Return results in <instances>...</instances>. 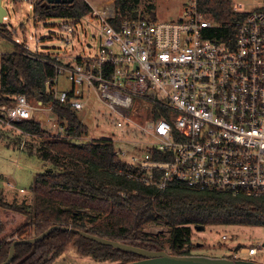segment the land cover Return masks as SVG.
Here are the masks:
<instances>
[{
	"label": "built area",
	"instance_id": "built-area-1",
	"mask_svg": "<svg viewBox=\"0 0 264 264\" xmlns=\"http://www.w3.org/2000/svg\"><path fill=\"white\" fill-rule=\"evenodd\" d=\"M38 1L14 0L34 8ZM198 5L199 0H188L181 19L161 21L122 15L113 0L90 6L88 16L59 18L63 52L45 51L41 40L17 45L53 69L46 81L53 102L109 127L113 138L107 140L132 169L130 178L160 192L182 187L264 199V0L251 10L233 0L234 13L244 16L235 41L228 43L206 36L214 23ZM94 20L98 50L68 53ZM35 104L20 94L12 104L0 105V128L30 137L20 125L33 119L45 124L49 112L58 128L55 138L79 140L67 135V123L52 104L41 99ZM252 227L264 230V224ZM230 256L264 257V236L238 244Z\"/></svg>",
	"mask_w": 264,
	"mask_h": 264
},
{
	"label": "trees",
	"instance_id": "trees-1",
	"mask_svg": "<svg viewBox=\"0 0 264 264\" xmlns=\"http://www.w3.org/2000/svg\"><path fill=\"white\" fill-rule=\"evenodd\" d=\"M142 0H116L118 12L132 13L133 18L156 19V6L146 13L137 8ZM233 0H199V10L214 25L206 36L217 42H234L237 22L244 15L234 13ZM92 9L85 0L72 4L49 5L39 0L35 14L40 19L84 17ZM1 26V25H0ZM3 29V32H6ZM54 71L29 57L18 45L12 53L0 56V105H10L15 96L26 95L29 101L50 103L54 114L67 123V135L81 138L87 127L70 107L53 102L46 94V81ZM20 127L40 137V159L50 163L36 174L32 204L7 203L0 199V264L6 261L16 240L37 237L54 226L84 231L102 238L120 241L150 251H163L169 244L173 255H192L194 228L199 226H260L264 224V199L227 192L192 191L175 187L160 192L132 178V169L115 154L107 139L80 143L53 138L43 140L47 131L33 119ZM164 223L171 229L164 239L146 231V226ZM7 225L9 229L7 230ZM94 261L127 264L141 259L111 246H104L74 231L55 230L35 244L16 248L11 264H54L70 247Z\"/></svg>",
	"mask_w": 264,
	"mask_h": 264
},
{
	"label": "rangeland",
	"instance_id": "rangeland-1",
	"mask_svg": "<svg viewBox=\"0 0 264 264\" xmlns=\"http://www.w3.org/2000/svg\"><path fill=\"white\" fill-rule=\"evenodd\" d=\"M85 1L91 7L98 8L113 0ZM187 3L188 0H142L137 11L146 13L148 6L153 4L156 6V19L161 21L178 20L183 17V10ZM234 3L242 4L244 10H251L260 4V0H234ZM4 5L7 8V14L0 26V54L12 53L15 45L24 41L33 46L37 40H41L40 47L49 53H58L65 50V46L61 42L65 33L59 28L61 23L59 18L37 20L33 6L15 3L14 0H4ZM147 17L151 16L148 15ZM3 29L7 31L3 32ZM99 37L94 20L92 23L85 25L84 31L79 32V40L76 39L75 48L68 50V53L81 56L88 52H96L99 48ZM87 44H92V47L89 48ZM61 81L63 84L65 83L63 82L64 75L61 76ZM36 101L32 100V104L36 105ZM47 114H49V120L46 121V125L41 123L43 129L47 131L44 141L53 139L58 129L52 125L55 117L49 112ZM79 116L88 127V131L75 142L87 143L94 137L96 139L113 138L111 130L104 123L101 122L98 126L90 117L86 118L84 113H80ZM41 142L40 137H24L11 128H0V199L10 204L14 202L18 204L23 202L33 203V186L36 174L52 166L50 163L44 164L38 156L41 150ZM21 190H24V192H21ZM9 228V225H7V230ZM146 231L152 235H159L164 239H168L171 233L170 227L161 222L146 226ZM225 233L237 236L230 241H222L221 236ZM263 236L264 230L259 227L219 225L208 226L204 231H197L194 228L192 245L186 249L192 255L219 258L226 252L235 251L238 244L248 246ZM169 247V244H166L165 251L169 252ZM80 256V259L69 261L67 264H115V262L99 263L91 257ZM254 260L264 264L263 256L255 257ZM54 264L65 263L54 262Z\"/></svg>",
	"mask_w": 264,
	"mask_h": 264
},
{
	"label": "water",
	"instance_id": "water-1",
	"mask_svg": "<svg viewBox=\"0 0 264 264\" xmlns=\"http://www.w3.org/2000/svg\"><path fill=\"white\" fill-rule=\"evenodd\" d=\"M49 5H61V4H72L75 0H46ZM7 11L2 6V2L0 1V25L3 23L4 17L6 16ZM206 229L205 226L196 227L197 231H204ZM55 230H63V231H74L75 233H79L81 236L88 238L92 241H95L104 246H111L115 249L122 250L124 252L135 254L141 257L140 260L134 261L127 264H260L251 260H234L231 257H209V256H196V255H173L165 250L163 251H150L141 247H137L131 244H127L120 241H114L107 238H102L96 235H92L90 233L74 230L67 227L54 226L41 235L26 239V240H16L12 244L9 252V256L5 262L2 264H11L14 260L16 248L18 245L22 244H35L42 240H44L47 236H49Z\"/></svg>",
	"mask_w": 264,
	"mask_h": 264
},
{
	"label": "crops",
	"instance_id": "crops-1",
	"mask_svg": "<svg viewBox=\"0 0 264 264\" xmlns=\"http://www.w3.org/2000/svg\"><path fill=\"white\" fill-rule=\"evenodd\" d=\"M80 257L81 256L78 254L76 248L72 246L56 261V263L67 264V262L73 261L75 259H80ZM222 257L230 258L231 256L229 252H226Z\"/></svg>",
	"mask_w": 264,
	"mask_h": 264
}]
</instances>
